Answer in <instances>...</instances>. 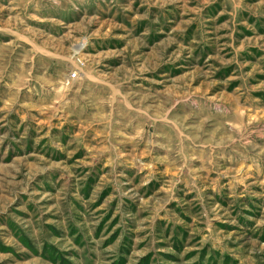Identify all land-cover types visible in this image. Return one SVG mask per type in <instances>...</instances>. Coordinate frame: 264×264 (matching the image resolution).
I'll use <instances>...</instances> for the list:
<instances>
[{
	"label": "rangeland",
	"instance_id": "rangeland-1",
	"mask_svg": "<svg viewBox=\"0 0 264 264\" xmlns=\"http://www.w3.org/2000/svg\"><path fill=\"white\" fill-rule=\"evenodd\" d=\"M0 264H264V0H0Z\"/></svg>",
	"mask_w": 264,
	"mask_h": 264
},
{
	"label": "built area",
	"instance_id": "built-area-1",
	"mask_svg": "<svg viewBox=\"0 0 264 264\" xmlns=\"http://www.w3.org/2000/svg\"><path fill=\"white\" fill-rule=\"evenodd\" d=\"M76 76H77V71H76V70H73V71H71V72L69 73V77H70L71 79L76 78Z\"/></svg>",
	"mask_w": 264,
	"mask_h": 264
},
{
	"label": "bare ground",
	"instance_id": "bare-ground-1",
	"mask_svg": "<svg viewBox=\"0 0 264 264\" xmlns=\"http://www.w3.org/2000/svg\"><path fill=\"white\" fill-rule=\"evenodd\" d=\"M76 48H77V46H76ZM80 59V58H79Z\"/></svg>",
	"mask_w": 264,
	"mask_h": 264
}]
</instances>
